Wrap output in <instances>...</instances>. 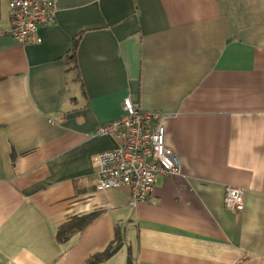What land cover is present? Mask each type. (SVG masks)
I'll return each instance as SVG.
<instances>
[{
	"label": "crops",
	"instance_id": "0c3cea01",
	"mask_svg": "<svg viewBox=\"0 0 264 264\" xmlns=\"http://www.w3.org/2000/svg\"><path fill=\"white\" fill-rule=\"evenodd\" d=\"M57 1L22 44L0 0V264H264V0ZM128 96L164 113L182 165L136 207L92 160Z\"/></svg>",
	"mask_w": 264,
	"mask_h": 264
},
{
	"label": "built area",
	"instance_id": "2783aa9c",
	"mask_svg": "<svg viewBox=\"0 0 264 264\" xmlns=\"http://www.w3.org/2000/svg\"><path fill=\"white\" fill-rule=\"evenodd\" d=\"M9 33L22 44L41 43L40 27L52 24L59 10L57 0H9ZM0 32H2L0 30ZM121 118L100 125L97 135H113L119 144L93 156L96 188L99 191L127 187L130 204L150 202L160 175L182 173L181 159L166 143L164 120L160 111L142 110L131 97L124 99ZM244 190L227 185L225 206L244 209Z\"/></svg>",
	"mask_w": 264,
	"mask_h": 264
},
{
	"label": "trees",
	"instance_id": "16d2710c",
	"mask_svg": "<svg viewBox=\"0 0 264 264\" xmlns=\"http://www.w3.org/2000/svg\"><path fill=\"white\" fill-rule=\"evenodd\" d=\"M78 41H76L77 43ZM76 45L74 47L73 50V57L76 54ZM91 217H84L82 219H75L72 220L68 223H66L60 230L59 232V236H63V235H67L69 231L71 230H76L79 228H83L85 227L90 221H91ZM122 244V240L118 239L117 242H115L114 244H112L106 251H104L101 254L96 255L94 258L96 261H100V260H105L107 258H109L111 255H113L121 246Z\"/></svg>",
	"mask_w": 264,
	"mask_h": 264
}]
</instances>
